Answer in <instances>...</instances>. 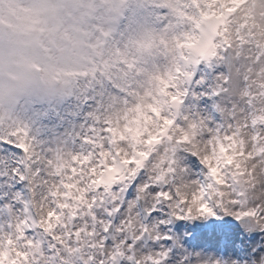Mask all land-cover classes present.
I'll list each match as a JSON object with an SVG mask.
<instances>
[{"label": "clouds", "instance_id": "9594fccd", "mask_svg": "<svg viewBox=\"0 0 264 264\" xmlns=\"http://www.w3.org/2000/svg\"><path fill=\"white\" fill-rule=\"evenodd\" d=\"M0 264H264V0H0Z\"/></svg>", "mask_w": 264, "mask_h": 264}]
</instances>
